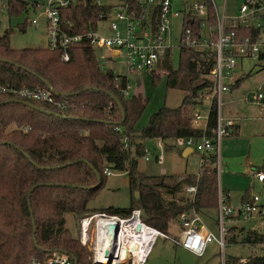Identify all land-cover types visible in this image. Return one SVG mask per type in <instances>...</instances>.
<instances>
[{"label": "trees", "instance_id": "16d2710c", "mask_svg": "<svg viewBox=\"0 0 264 264\" xmlns=\"http://www.w3.org/2000/svg\"><path fill=\"white\" fill-rule=\"evenodd\" d=\"M114 1L134 9L142 26L149 24L153 30L158 27L161 0L144 5L137 0ZM203 1L211 12V0ZM27 4L26 0H9L7 11L20 13ZM112 7L113 4L97 0H68L59 6L62 27L69 33L94 29L100 13L106 14ZM185 25H190L188 15L183 20ZM192 27L196 29V24ZM9 35V30L4 31L0 40V82L30 88H48L50 83L54 96H63L70 103L60 108L45 101L0 93V264H27L32 255L43 258L56 249L72 253L76 264H94L91 251L67 227L66 214L80 217L96 211L87 203L105 182V166L125 171L131 190L137 188L140 199L134 197L128 207L101 211L127 215L140 205L149 224L168 231L172 220L178 219L182 211L194 209L204 214L217 209L215 153L201 155L197 173L146 175L137 170L148 138H158L165 148H170L176 147L171 142L175 137L213 136L217 119L215 99L204 131L191 122L198 91L212 85L211 54L179 45V62L174 67L171 49L165 48L158 66L165 70L166 84L187 92L180 104L162 105L143 127L137 128L148 98L135 92L124 95L126 76L104 69L97 49L88 40L72 43L69 59L64 60L60 50L48 46L15 48ZM151 74L154 82L160 76L154 70ZM241 79L231 86H237ZM111 94L119 99L123 113ZM10 97L19 100L2 102ZM25 101L54 113L41 111ZM234 130L233 125L231 132ZM189 184L196 185L194 195L177 196L180 191L188 193L185 186ZM249 199L247 188L241 202ZM241 241L264 242V232L249 228ZM240 258L229 256L227 264H240ZM248 263L264 264V254L249 256Z\"/></svg>", "mask_w": 264, "mask_h": 264}, {"label": "built area", "instance_id": "2783aa9c", "mask_svg": "<svg viewBox=\"0 0 264 264\" xmlns=\"http://www.w3.org/2000/svg\"><path fill=\"white\" fill-rule=\"evenodd\" d=\"M137 1L140 5L154 2V0ZM67 2L68 0H46L33 5L35 8H41L46 27L47 46L50 49L60 50L61 57L68 60L70 45L78 41L83 43L86 39L97 50H105L100 57L110 61L119 58L128 71L154 70L163 51L168 47L166 36L171 18L180 17L178 45L193 47L213 56V65L209 72L212 85L198 91L197 105L191 115L192 125L203 131L206 129L210 106L214 99L217 119L213 136L202 134L197 137H175L172 143L176 147L189 146L202 154L215 153L218 156L223 138L229 135L234 125V119L225 117L221 113L223 93L245 74V71L236 73L234 69L243 63V59H254L258 63L264 60V0H241L235 10L229 13L224 9H218L214 0L210 1L211 12L203 0H193L180 9L173 8L171 0H161L159 23L155 30L149 24L142 26L136 18L135 10L119 3L112 7L113 9L117 6L113 17H109L112 9L106 14L99 15V20L109 21L111 33L107 35L100 33L97 26L86 32L65 31L61 23L59 6ZM8 5L9 0H0V40L4 33L1 12L7 9ZM185 15H188L190 25L183 27ZM119 20L123 21L124 30L120 29ZM38 21L37 16L31 18L32 23L37 24ZM192 24L193 26L196 24V29ZM116 75L118 76V73ZM117 82L116 80V85ZM130 87L131 84L127 82L122 93L129 95ZM0 93H12L26 99L41 100L60 108L70 103L65 97H56L51 89L43 87H16L0 82ZM262 98V92L253 96L257 103ZM204 100L209 101L207 114H202L198 108ZM158 145L159 147L163 145L160 139ZM146 151L145 149L143 156L147 159ZM155 158L157 162H161L162 153L158 152ZM113 172L114 169L110 166L104 167L106 175ZM254 174L258 179H264V171H256ZM185 190L192 197L196 192V185H186ZM259 199V194L253 193L251 199L234 205L230 202L229 192L219 190L215 216L218 234L205 227L201 213L194 209L179 214L178 231L170 234L149 224L140 214L137 206L127 215L101 210L85 213L79 219L78 238L91 250L94 264H144L158 236L180 244L197 255H202L207 244L215 240L221 250L220 264H227V257L224 255L227 226L235 216L246 219L257 215L263 219L264 204L259 203ZM239 262L249 264L248 258L241 257ZM27 264H74V261L67 253L52 251L43 258L32 255Z\"/></svg>", "mask_w": 264, "mask_h": 264}, {"label": "rangeland", "instance_id": "374dc122", "mask_svg": "<svg viewBox=\"0 0 264 264\" xmlns=\"http://www.w3.org/2000/svg\"><path fill=\"white\" fill-rule=\"evenodd\" d=\"M26 1L28 4L20 13L9 14L7 9L2 10V27L10 31V44L15 48L45 47L47 46V35L41 8H33L31 4L35 1L45 2L46 0ZM100 1L108 3L114 0ZM192 1L171 0V3L173 8L180 9ZM226 1V12L229 13L235 10L241 0ZM220 2L222 4L223 0ZM35 16L39 17L37 24L31 22V18ZM19 25L24 26V30L20 29ZM98 25L99 29H102V33H111V30L107 28V22L99 20L97 27ZM179 34L180 17H173L166 36V43L171 49V62L174 67H177L179 62ZM102 53H105L104 49L97 50L98 60L104 69L110 68L114 69L115 72H119V74H126L131 84L130 90L132 92H140L148 98L147 104L136 123L137 128L143 127L147 123L149 116L162 105L176 106L180 104L183 95L187 92L185 89L167 86L165 70L159 67L160 65L154 70V72L160 74L159 78L154 82L149 70L128 71L119 58L113 60V62L106 61L105 58L100 57ZM164 53L165 50L161 57H163ZM234 71L236 73L245 71V74L240 83L237 86H233L231 93H223L221 113L223 116L227 114L235 116V122H239L242 128L237 139H228L227 142L223 141V139L221 142L219 147V181L223 187L229 189L232 201H237L243 190L250 188L249 184L252 183V175L246 170L247 166L250 167L249 163L253 165L252 167H259L254 169L253 174L256 171L264 170L263 167L260 168L261 165H264V97L258 103L253 99L256 93L262 92L260 88L264 83V60L258 63L254 59H243V63L238 65ZM208 106L209 101L204 100L203 104L198 106V108L202 114H207ZM145 147L148 158L146 159L142 155L138 159L137 164V170L143 174L158 175L162 168H164L167 175L181 171L197 172L199 170L200 153L197 150L184 156L175 148L168 149L163 147V145L159 147L155 138L146 139ZM158 152H161L163 156L161 163L157 162L155 158ZM215 165L218 167V160H216ZM251 185V190L258 193L259 197H261L259 203L263 202L264 182L254 180ZM133 191L129 186L128 175L125 171L114 170L113 173L106 176L104 184L89 199L87 205L91 210L128 207L134 199ZM180 195L188 197L189 193L180 191L177 196ZM215 215L216 210L214 209L201 214L203 223L211 229L213 228V230H217ZM80 217L72 213L66 214V225L76 237H78L79 233L78 224ZM178 224L179 220L175 218L172 220L170 227ZM236 224V226H229V233L226 236L229 241L231 238L232 243L225 245L224 255L226 257L240 256L247 259L252 255L264 254V242L250 244L241 241L247 231L244 230L245 228L252 227L264 232V217L262 219L254 215L246 219L240 218ZM241 225H244L245 228L243 226L244 229L241 228ZM167 232L173 234L171 230ZM85 246L88 248L87 245ZM220 256L221 250L215 240L207 244L203 255H197L163 236H158L152 245L146 264H151V260H157L155 264H220Z\"/></svg>", "mask_w": 264, "mask_h": 264}, {"label": "crops", "instance_id": "0c3cea01", "mask_svg": "<svg viewBox=\"0 0 264 264\" xmlns=\"http://www.w3.org/2000/svg\"><path fill=\"white\" fill-rule=\"evenodd\" d=\"M221 0H214V2H215V4H216V6L218 7V9H224V10H226V8H227V1L226 0H223V3L221 4V2H220ZM35 2H38V1H35ZM33 3L34 2H32V6H33ZM104 3H106V2H104ZM108 3H110V4H113V5H116V4H119L117 1H113V2H108ZM33 8H35V6H33ZM117 9V6H115L113 9H112V11L110 12V15H109V17H113L114 15H113V12L115 11ZM36 10V9H35ZM103 21H105V22H107V28H109V21L108 20H103ZM119 22V26H120V29L121 30H124V23H123V21H121V20H119L118 21ZM2 29H3V31H6L7 30V28H3L2 27ZM110 29V28H109ZM97 30L100 32V33H102V29H99V25H98V27H97ZM102 34H104V33H102ZM105 35H107V34H105ZM106 61H110V60H106ZM112 61V60H111ZM113 62V61H112ZM157 66H158V63H157V65H156V67L154 68V70H156V68H157ZM115 73H118L119 74V72H115ZM124 75V74H123ZM125 76H126V79H127V82H129V80H128V77H127V75L125 74ZM241 77H243V76H241ZM241 77H239V78H241ZM138 78V77H137ZM240 83V82H239ZM132 88H133V86H132ZM233 91V87L231 86L230 87V89L228 90V91H226V92H232ZM132 91L130 90V93H131ZM134 92V91H133ZM129 93V94H130ZM135 93H137V92H135ZM140 93V92H139ZM226 117H231L232 119H234V126H235V130L233 131V132H230V134L229 135H227V136H225L223 139V141H225V142H227V140L228 139H237L238 137V135L240 134V132H241V125H240V123L239 122H235V116H232V115H229V114H227V115H225ZM232 130V129H231ZM156 139V141L157 142H159V139L158 138H155ZM171 142H172V140H171ZM163 144V143H162ZM164 147V146H163ZM173 148H175L176 150H179L178 148H180V152L185 156V155H188L190 152H192V151H194V149L192 150V151H186V153H183V151H184V147H174V146H171L170 148H168V149H173ZM200 153V163H201V155H202V153L201 152H199ZM217 160H218V167H217V172H218V185H219V190H222V191H228L229 192V189H227V188H225V187H223L222 186V184H221V182L219 181V153H218V156H217V158H216ZM162 160H163V158H162ZM162 162V161H161ZM161 162H159V163H161ZM249 165H250V167L249 166H247L246 167V170H248V173H250L252 176V183L251 184H253V181L254 180H257L258 182H264V179H262V180H260V179H258L257 178V176L255 175V174H253V172H254V167H252L253 165L252 164H250L249 163ZM199 166H200V164H199ZM264 171V170H263ZM185 171H181V172H175V173H172V174H181V173H184ZM198 172V171H197ZM197 172H194V173H197ZM159 174H166V171L164 170V168H162V170H161V172H159ZM110 175V174H109ZM251 184H249V186H250V194H253V193H256V192H253L252 190H251ZM245 191V189L243 190V192ZM243 192L240 194V196L238 197V200L237 201H232V199H231V194H230V192H229V199H230V202L232 203V204H234V205H238L240 202H241V197H242V194H243ZM189 195H190V193H189ZM260 200H261V197H260ZM261 204H264V200H263V202H261ZM216 216V215H215ZM238 220H239V218H237L236 216H235V219L233 220V221H231V223H229V225H228V229H229V226H233V225H237L236 223L238 222ZM216 222V221H215ZM204 224V223H203ZM205 225V224H204ZM244 227V225H241V228H243ZM205 227L206 228H208V229H211L209 226H207V225H205ZM178 228H179V224L178 225H174V226H172V227H170V229L169 230H171L173 233L174 232H177L178 231ZM245 228V227H244ZM243 228V229H244ZM252 228V227H251ZM243 229H242V231H243ZM249 229V228H248ZM247 228H245L244 230H248ZM215 234H218V229L217 230H213V228L211 229ZM229 233V232H228ZM228 233H227V236H228ZM227 236H226V244H228V243H232L231 242V240L229 241V238H227ZM228 239V240H227ZM231 239V238H230ZM176 244V243H175ZM176 245H178V246H181V247H183L184 249H186V250H189V249H187L186 247H184V246H182V245H180V244H176ZM207 247V246H206ZM189 251H191V250H189ZM193 252V251H192ZM196 254V253H195ZM204 254V253H203ZM202 254V255H203ZM149 255H150V253H149ZM149 255L147 256V258H146V261L144 262V264H146V262H147V260H148V258H149ZM157 261V260H156ZM155 260H151L150 261V263L151 264H155V263H157Z\"/></svg>", "mask_w": 264, "mask_h": 264}, {"label": "water", "instance_id": "95a60500", "mask_svg": "<svg viewBox=\"0 0 264 264\" xmlns=\"http://www.w3.org/2000/svg\"><path fill=\"white\" fill-rule=\"evenodd\" d=\"M48 88H50L52 91H54L53 86H52L50 83H48ZM260 89H261V91H262V93H263V97H264V83L262 84V86H261ZM56 93H57V94H61V95H69V94H71V93H69V92H61V91H56ZM111 96L114 98V100L116 101V103L118 104V106L121 108V103H120L119 99H118L114 94H111ZM17 100H19V98L10 97V98L4 99L2 102H10V101H17ZM25 102L29 103V104L32 105L33 107H36V108L40 109L41 111H47V112H50V113H54V111L51 110V109L45 108V107H43V106H39V105L34 104V103H32V102H28V101H25ZM121 110H122V108H121ZM122 113H123V110H122ZM188 150H189V151H192L193 148H192V147H189V146H186V147H184V151H183V153H186V151H188ZM98 178H99V176H98ZM33 188H34V186L31 188V190H32ZM31 190H30V191H31ZM29 194H30V192L28 193V197H27V203H28V205H30ZM133 195H134L135 199H136L137 201H139V199H140V198H139V190H138L137 188L134 189V191H133ZM138 207H139V209H140V214H141L144 218H147V214H146L144 208L141 207L140 205H139ZM53 251H60V252H64V253L69 254V255L74 259V263L76 264L77 260L74 258V255H73L72 253H68V252H66V251L58 250V249L53 250Z\"/></svg>", "mask_w": 264, "mask_h": 264}]
</instances>
